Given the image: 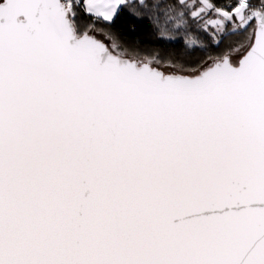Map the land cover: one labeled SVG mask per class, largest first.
<instances>
[{
	"label": "snow or ice",
	"instance_id": "obj_1",
	"mask_svg": "<svg viewBox=\"0 0 264 264\" xmlns=\"http://www.w3.org/2000/svg\"><path fill=\"white\" fill-rule=\"evenodd\" d=\"M0 264H264V0H0Z\"/></svg>",
	"mask_w": 264,
	"mask_h": 264
}]
</instances>
